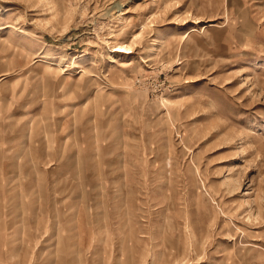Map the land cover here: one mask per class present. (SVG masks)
I'll use <instances>...</instances> for the list:
<instances>
[{"label": "rangeland", "instance_id": "1", "mask_svg": "<svg viewBox=\"0 0 264 264\" xmlns=\"http://www.w3.org/2000/svg\"><path fill=\"white\" fill-rule=\"evenodd\" d=\"M0 264H264V0H0Z\"/></svg>", "mask_w": 264, "mask_h": 264}, {"label": "bare ground", "instance_id": "2", "mask_svg": "<svg viewBox=\"0 0 264 264\" xmlns=\"http://www.w3.org/2000/svg\"><path fill=\"white\" fill-rule=\"evenodd\" d=\"M114 51H117L119 53H124V54H129L132 52L131 47H129L128 45L118 46V47L114 48Z\"/></svg>", "mask_w": 264, "mask_h": 264}, {"label": "crops", "instance_id": "3", "mask_svg": "<svg viewBox=\"0 0 264 264\" xmlns=\"http://www.w3.org/2000/svg\"><path fill=\"white\" fill-rule=\"evenodd\" d=\"M78 155L80 156L81 155V153H78ZM84 158V157H83Z\"/></svg>", "mask_w": 264, "mask_h": 264}]
</instances>
